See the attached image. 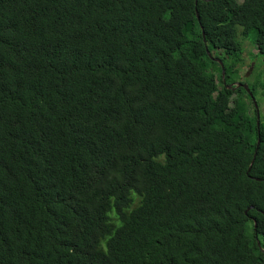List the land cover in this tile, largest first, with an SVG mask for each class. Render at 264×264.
I'll return each instance as SVG.
<instances>
[{
  "label": "trees",
  "instance_id": "16d2710c",
  "mask_svg": "<svg viewBox=\"0 0 264 264\" xmlns=\"http://www.w3.org/2000/svg\"><path fill=\"white\" fill-rule=\"evenodd\" d=\"M250 35L264 0H0V264H264Z\"/></svg>",
  "mask_w": 264,
  "mask_h": 264
},
{
  "label": "rangeland",
  "instance_id": "374dc122",
  "mask_svg": "<svg viewBox=\"0 0 264 264\" xmlns=\"http://www.w3.org/2000/svg\"><path fill=\"white\" fill-rule=\"evenodd\" d=\"M248 40L243 41V49L244 52L242 53L244 59V67L243 73L233 74L234 78L236 79V83H240V79L245 81L246 83H254L258 80L264 81V59L261 57H252V54H256L257 50L255 49L254 45L251 43L253 40V36L250 35ZM256 68H255V67ZM245 75V77H244ZM262 112L264 114V100H263V108Z\"/></svg>",
  "mask_w": 264,
  "mask_h": 264
},
{
  "label": "water",
  "instance_id": "95a60500",
  "mask_svg": "<svg viewBox=\"0 0 264 264\" xmlns=\"http://www.w3.org/2000/svg\"><path fill=\"white\" fill-rule=\"evenodd\" d=\"M197 1L198 0H196V3H197ZM204 1H207L208 2V1H211V0H204ZM197 18L200 21V15H199L198 11H197ZM203 36L205 37L204 32H203ZM207 53H208V55L211 56V54H210V52H209L208 49H207ZM214 60L222 66V78H223L224 83H226V70H225V67L223 65V62L220 59H214ZM239 87H243L250 94V97L252 98V100L254 102V105H255V109L257 111V118H258V120H257V126H259V124H260V113H259L260 111H259V106H258V103H257V101H256L253 93L250 91L248 85L247 84H242V83H239V82L238 83L235 82L233 84L227 85V88L228 89H233V90H235V89H237ZM257 144H258V146H257L256 152H255V155H254V159H253V161L251 163L250 169L252 168V166L254 164L255 158H256L257 153H258V150H259V146L261 144V139L260 138L258 139V143ZM258 181H261V179H258ZM246 213H248V211H246ZM253 220H254V227H255V229H257V222H256L255 219H253ZM258 246L261 248V244H260L259 241H258ZM261 251L264 252V249L261 248Z\"/></svg>",
  "mask_w": 264,
  "mask_h": 264
}]
</instances>
